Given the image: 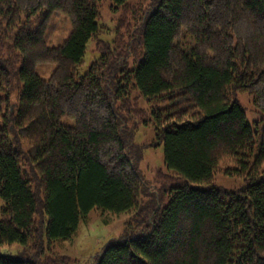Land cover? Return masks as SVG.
Listing matches in <instances>:
<instances>
[{"label": "trees", "instance_id": "1", "mask_svg": "<svg viewBox=\"0 0 264 264\" xmlns=\"http://www.w3.org/2000/svg\"><path fill=\"white\" fill-rule=\"evenodd\" d=\"M101 1L0 0V246L22 247L0 264H81L47 255L45 241L70 239L93 209L149 221L92 264H264V0H111L114 37L81 74ZM55 14L71 29L49 46ZM44 62L48 79L35 71ZM141 100L163 142L158 192L138 168ZM224 159L243 180L234 190L213 184Z\"/></svg>", "mask_w": 264, "mask_h": 264}, {"label": "rangeland", "instance_id": "2", "mask_svg": "<svg viewBox=\"0 0 264 264\" xmlns=\"http://www.w3.org/2000/svg\"><path fill=\"white\" fill-rule=\"evenodd\" d=\"M112 5L111 0H102L100 2L99 10L101 15L98 18V23L103 29L98 33L96 39L91 38L86 44L85 55L78 68V72L81 74L85 73L89 69L90 64L100 56L99 51H97V41L110 42L114 37L115 32L113 28L118 21L117 14L119 11L113 10ZM52 20L54 25L53 28L48 27L46 40L49 46H58L68 36L71 29L70 22L62 14L53 15ZM54 67V64L49 62L38 63L36 64L35 71L41 78L48 79ZM16 96L17 91H13L10 94V101H15ZM237 98L245 112L247 124L255 130L256 124L261 119V115L253 104L252 96L243 92L239 93ZM135 104L144 107L149 114L147 117L142 114L133 119L137 122L132 127H137L133 140L142 150L138 168L140 169L144 185L148 189L153 188L155 192H158L160 183L155 179V174L157 170H165L163 163V142L157 139V131L154 127L153 116L150 110L151 106L145 104L143 100L135 102ZM128 114L130 113L126 115ZM61 121L66 125L74 124V121L67 117H63ZM143 121H147V123L144 124ZM133 124L135 123H129L128 125ZM233 168V161L228 159L221 160L218 170L214 174L213 184L227 190H234L240 187L243 184V180L234 174H230ZM148 189L141 194V204L146 205L149 200L148 195L150 191L148 192ZM168 200V198H165L164 202H161V205L165 206ZM148 221L149 213L144 210H132L120 214H112L107 211L93 209L85 218H80L76 232L70 239L54 241L50 244H47L45 241V253L47 255L69 257L81 264H92L93 258L98 256L108 242L129 233L130 229H135L133 231L134 235L139 234L137 230H144L142 226ZM21 250L22 247L17 242L0 246V254L5 256H16Z\"/></svg>", "mask_w": 264, "mask_h": 264}]
</instances>
